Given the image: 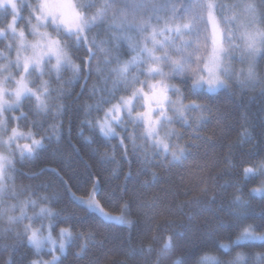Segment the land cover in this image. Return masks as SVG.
<instances>
[{
	"label": "trees",
	"instance_id": "16d2710c",
	"mask_svg": "<svg viewBox=\"0 0 264 264\" xmlns=\"http://www.w3.org/2000/svg\"><path fill=\"white\" fill-rule=\"evenodd\" d=\"M30 1L37 4V0ZM87 2L96 4L92 9L95 13L103 0ZM21 14L19 28L26 32L30 8L23 7ZM10 18V11L7 18L1 12L0 28ZM111 21L97 24L90 36L100 42L108 41L110 34L118 35L116 29L109 32ZM59 38L66 39L63 33ZM5 43L6 39L0 40V49H5ZM102 47L112 48L113 55L121 60L133 56L126 41L119 42L118 51L114 41ZM68 51L72 62L80 66L83 78L77 80L70 67L61 70L59 83L54 74L45 75L44 79L51 82L50 91L62 89L65 93L59 97L53 93L48 99L49 113L37 115L34 98L23 100L20 110L8 113V117H18L22 111L29 117L27 121H10L11 127L31 130L37 133V139L53 138L44 139L45 149L33 157L15 158L16 170L11 173L9 188L16 199L6 197L4 203L13 205L31 197L39 207L49 206L53 212L61 213L53 233L57 234L60 228L72 231L61 264H197L205 254L234 260L237 253L244 254L242 264H264V241L248 240L238 245L235 242L248 226L254 228L255 235H264V196L252 193L264 183V59L260 61L258 88L232 80L227 89L208 93L193 91L191 77L171 78L185 103L194 101L201 106L199 111H189L186 121L176 119L173 123L178 134L175 138L187 156L181 165H173L169 156L158 154L140 139L138 127L137 151L133 153L131 142L125 139V159L118 139L104 140L97 128L84 123L87 119L95 124L96 118L104 114L90 111L86 115L84 110L85 105L95 103L90 89L94 83L99 87L100 81L94 71L89 75L95 61L89 59L85 48L70 46ZM92 51L101 68L108 67L103 63V52L96 48ZM115 66L113 62L111 67ZM32 78L33 82L38 79L35 74ZM143 78L140 75V80ZM129 94L119 92L113 103ZM53 105H62L63 112L57 115ZM39 124L43 125L42 130ZM53 124L58 128L55 135ZM105 153L111 159H106ZM247 168L252 169V174H245ZM93 182H98L100 193L96 198L105 211L119 215L127 205L131 226L107 222L78 202L77 198H88ZM41 196H47L48 201H40ZM39 207L29 206L27 212L36 213ZM8 215L19 216L20 212L10 211ZM41 221L35 219L33 225L38 226ZM28 222L10 225L7 216H0V264H5L9 256L15 264H29L37 258L26 239L17 236ZM9 228L14 231H5ZM169 237L173 246L165 248ZM220 244H227L229 251L220 249ZM5 245H15L16 251L5 249Z\"/></svg>",
	"mask_w": 264,
	"mask_h": 264
},
{
	"label": "snow or ice",
	"instance_id": "6c2138e0",
	"mask_svg": "<svg viewBox=\"0 0 264 264\" xmlns=\"http://www.w3.org/2000/svg\"><path fill=\"white\" fill-rule=\"evenodd\" d=\"M261 4H264V0H261ZM96 7V4L88 3L87 0H81L79 5L73 3L72 0H40L29 18L31 35L36 40L29 42L25 40L24 31L17 30V19H23V17L19 16L16 0H0V12H3L7 18L10 10L11 17L5 27L0 28V36L6 37L7 33L11 32L18 41L15 45L16 59L9 61V64L19 70L17 73L19 79H17L11 74L9 65H0V133L8 134L6 139L0 135V147L7 150V154L0 152V216H7L10 225L32 219H47L49 221L47 224L42 223L40 227H33L31 223L25 224L23 233H17L18 237L22 235L26 239L27 244L34 248L37 254L45 245H48V251L52 254L50 261L31 260L29 264H61L60 256L55 255V251L58 248L61 255L65 253V240H72V231L70 228H60L59 240L55 239L52 230L56 227V219L61 216V213L53 212L49 207H39L36 199L29 197L13 205L4 203L6 197L16 199L15 194L9 188V182L13 180L11 173L16 170L12 157L19 153L21 159L25 156L31 158L38 154V150L45 149L44 139L51 140L53 138L37 139V133L31 130L24 132L18 127H9L10 121L21 119L27 121L29 119L27 113L21 111L20 116L8 118L4 116V113L20 110L22 100L32 98L36 102L35 112L37 115L49 113L48 99L53 93H56L57 97L65 93L62 89L52 88L50 91L51 82L44 80L43 77L54 74L57 83H59L61 70L70 67L76 74L77 80L83 78L80 75V66L74 64L69 55L70 46L77 50L79 48L87 50L89 59L95 61L90 67L89 75L94 71L100 81L99 87L94 83L90 89L92 95L96 97L95 103L85 105L84 110L86 115L90 111H103V117H97L95 124L87 119L84 123L90 128H97L104 140L118 139L126 159L128 149L124 140L127 139L131 142V150L135 153L137 151V136L134 134L120 136L113 127V125L120 126L127 133L128 130L124 127L125 122L122 118L123 114L127 116L130 123L143 128L141 138L151 141L152 146L158 149V154L165 158L171 156L173 165H181L183 159L187 158L185 149L180 145L170 147L166 139L160 137L158 128H163L173 122L172 116L168 115L169 111L178 119L186 120L185 111H199L201 106L194 101L185 105L181 98V90L175 85H169L166 81L170 78L191 77L193 91L206 89L208 93H213L220 89H227L228 85L221 78L222 75H235V73H230L228 66L224 65V61L231 56L232 52L246 53L250 59H254L259 53L264 59V29L256 26L258 17L261 22H264V9L258 11L257 6L253 3L241 2L237 5L227 6L229 8L238 7L244 13L243 16L234 15L231 17L224 15L226 6L214 3L212 0H115V3L105 0L103 6L92 13V9ZM217 10L223 17L225 29L219 27L215 15ZM158 11L166 12L167 19L148 15L149 12ZM35 13H39V15ZM110 14L113 22L109 25V32L111 33V29H116L119 34H110L108 41L98 42L94 36H90V33L98 22L103 23ZM153 18L157 22L164 19L163 26L157 28L152 23ZM31 19H35L36 23L31 24ZM49 24L57 33L56 38L47 31H40V28H46ZM233 26H235V31ZM132 32L137 35H130ZM60 33L66 37L65 40L59 38ZM193 35L195 36L194 40L184 38ZM158 36L163 39L158 40ZM236 40L241 43L236 44ZM68 41L72 42L71 45ZM113 41L117 45L116 51L119 50V42L126 41L136 55L130 59L121 60L119 56L113 55L112 48L102 47L103 44ZM149 41L152 47H148ZM226 43L227 48L225 47ZM8 47L11 50L13 45ZM93 48L103 52V63L108 67L101 68L96 53L92 51ZM169 48L171 52H169ZM25 52H30L31 55H24ZM157 52H161L162 55H157ZM4 59H8V57L5 56ZM53 59L55 60L54 65ZM113 62H115V67H111ZM193 64L196 65L195 68ZM142 66H144L143 70H141ZM165 66L167 71H165ZM4 73H8V75L4 76ZM33 74L38 78L36 82L27 78ZM140 75L148 76L149 80L141 81ZM153 77L161 79L155 83L149 82ZM255 77L254 68L249 66L243 80L238 77L237 80L243 86L245 81H252ZM10 82L15 85L11 90L7 87ZM30 84H32L31 87ZM137 84L142 86L137 88L135 87ZM145 87L148 91L144 90ZM121 91L130 94L126 97L120 96L118 102L113 103ZM170 91L177 96V99L169 97ZM106 105L111 106L105 108ZM53 107H56L57 115L64 110L62 105H53ZM137 107H142L144 111L136 112ZM38 127L43 129L42 124H39ZM51 130L54 135L58 133L55 124L51 126ZM170 135L173 133H166V136ZM22 139L29 140L30 143L20 145L18 141ZM88 140L90 143L93 142L91 138ZM172 148L175 150L173 151ZM104 156L106 159H111L107 153ZM261 171L264 172V165H261ZM245 174H252V169H245ZM97 183L93 182L92 191L87 199L77 198L79 203L107 222L131 226L133 222L127 219V205L122 208L124 215H112L105 211L96 198L100 193ZM253 192L264 195V188L254 189ZM48 199L47 196L40 197L42 202H47ZM29 206L33 209L39 207L35 217L28 216L27 208ZM16 210H19V216L8 215L10 211ZM5 231H14V229L9 228ZM254 231L252 226L244 227L236 244L238 245L241 240L245 239L264 241V235L256 236ZM172 246L173 240L169 237L164 243V247L171 248ZM4 247L5 249L10 248L13 253L16 251L15 245H5ZM218 247L226 253L229 251L227 244H220ZM244 259L242 253H237L234 260H221L205 254L200 257L197 264H242ZM5 264H15L12 256H9ZM176 264H182V262L177 261ZM183 264H188V262L184 261Z\"/></svg>",
	"mask_w": 264,
	"mask_h": 264
},
{
	"label": "rangeland",
	"instance_id": "374dc122",
	"mask_svg": "<svg viewBox=\"0 0 264 264\" xmlns=\"http://www.w3.org/2000/svg\"><path fill=\"white\" fill-rule=\"evenodd\" d=\"M16 2H17V4H18L19 16L22 17L21 9H22L23 7H25V6L28 7L29 5H31L32 7L30 8V10H31V13H32L33 10L35 9V7L40 3V0H37V4H35V5H32V3H31L30 0H16ZM72 2L75 3V4H77V5H79V4L77 3L76 0H72ZM108 2H110V3H115V0H108ZM212 2L226 6V7H225V10H224V15H225V16H229V17L234 16V15H235V16H243V15H244V13L242 12V10H241L240 8H238V7H237V8H229V7H227V6H231V5H237V4L241 3V2H243V3H253V4H255V5L257 6L258 11H259L260 9H264V4H261V0H212ZM30 3H31V4H30ZM104 3H105V0H103V3H102L101 6H103ZM9 11H10V10H9ZM0 13H1V12H0ZM35 14H36V15H39V13H35ZM148 15L153 16V17H155V16H160V17H163L164 19H167V17H168V14H167L166 12H164V11H158V12H155V13L149 12ZM215 15H216V19H217V22H218V24H219V27H220L221 29H225V28H226V25H225V23H224V20H223V17H222V15H221L220 11L217 10L216 13H215ZM108 19L112 20V15H111V14L109 15V17H108L106 20H108ZM164 19H162V20H160L159 22H157V20H156L155 18H153L152 23H153L155 26H157V28H160V27L163 26ZM19 20H20V18L17 19V30H18V31H19V30H23V29L19 28ZM106 20H105V21H106ZM111 22H113V20H112ZM35 23H36V20H35V19H32V20H31V24H35ZM99 23H100V22H98L97 24H99ZM256 26L259 27V28H261V29H264V22H261L260 19H259V17L257 18V25H256ZM233 30L235 31V26H233ZM23 31H24V30H23ZM40 31H41V32L47 31V32L50 33L54 38H56L57 33L53 30V26H52L51 24H49V26L46 27V28H40ZM24 33H25V40H26V41H29V42H35L36 38L33 37V36L31 35V27H30V24H29V23H28V25H27V31L24 32ZM27 34H28V35H27ZM130 35H134V36H136L137 33L132 32V33H130ZM166 35H171V34H166ZM184 38L187 39V40H194V39H195V36H194V35H193V36H185ZM1 39H6V43H5V49H0V54H3V55H0V65H9V66H10L9 61H14V60L16 59L15 45L18 43V41L13 37V35H12L11 32H8L7 35H6V37H5V36H0V40H1ZM157 39H158V40H162L163 37L158 36ZM235 43L239 45L241 42H240L239 40H236ZM9 45H13V48H12L11 50H10L9 47H8ZM148 47H152V44H151L150 41L148 42ZM225 47H226V48L228 47L227 43L225 44ZM209 50H210V45H209ZM169 52H171V49H170V48H169ZM24 55H31V53H30V52H25ZM133 55H136V53L133 52ZM157 55H162V53H161V52H157ZM5 56H7L8 59H4ZM242 57H243V58H242ZM261 59H262V58H261V55H260L259 53L255 56L254 59H250V58L247 57V54H246V53H242V52H240V51H234V52H232L231 56H230L228 59H226V60L224 61V65L228 66L229 69H230V73H235V75H234V76H225V75H222L221 78H222L223 80H225V82H226L227 85L229 86V85H230V82H231L232 80H236V81H238V80H237V77H238L240 80H243L244 76H245L246 73H247V69L249 68V66H252V67L254 68L255 73H256V77H255V79L252 80V81H245V83L243 84V86H245V87H249V88H258V87L261 86V76H260V61H261ZM52 63H53V65L55 64V60H54V59H53ZM143 67H144V66H142L141 70H143ZM193 67L195 68L196 65L193 64ZM10 68H11V74H12L13 76H15L17 79H19V75H17V73L19 72V70H18L17 68H15V67H11V66H10ZM65 68H66V67H65ZM167 70H168V69H167V67L165 66V71H167ZM7 75H8V73H4V76H7ZM27 78H28L29 80H31V81L33 80L32 75H31L30 77H27ZM43 79H44V77H43ZM160 79H161L160 77H153V78H151V80H150L149 82H151V83H155V82L159 81ZM44 80H45V79H44ZM148 80H149V77L146 76V75H144V78L141 79V81H148ZM166 83H168L169 85H175V84L171 81V78L168 79V80L166 81ZM29 86L31 87L32 84H30ZM141 86H142V85L139 84V85L137 86V88H139V87H141ZM175 86H176V85H175ZM7 87L11 90V89H13V88L15 87V85H14L13 83L10 82V83L7 85ZM176 87H177V86H176ZM144 90H145V91H148V89H147L146 87L144 88ZM220 90H221V89H220ZM205 91H207V90L205 89ZM218 91H219V90H218ZM216 92H217V91H216ZM168 95H169V97H170L171 99H174V100L177 99V96L174 95L171 91L168 93ZM181 98L183 99L182 93H181ZM22 101H23V100H22ZM21 103H22V102H21ZM183 103H184L185 105H188L187 103H185L184 99H183ZM135 111H136V112H142V111H144V109H143L142 107H137V108L135 109ZM12 112H13V111H12ZM188 112H189V111H185V113H184L186 119H187V116H188ZM8 113H9V112H7V111L4 113V116H5L6 118H8ZM134 114H135V113H134ZM168 115L172 116L173 122H172L170 125H166V126L163 127V128H158V131H159V133H160V137H161V138H165L166 141H167V143H169L170 147H171L172 145H180V144L177 142L176 138H175V137H177V135H178V134H177V130H176V128L173 126L174 121H175L176 119H178V117H177L176 115H174L171 111L168 112ZM102 117H103V116H102ZM102 117H101V118H102ZM122 118L124 119V122H125L124 127H126L127 130H128V128H130V132H131V133L129 132V134H134V135H136V134H135V130H136V127H138V128H137V131L139 132V137H140V139H141L142 141H144V142H145L150 148H153V149H155L156 151H158V149H156V148H154V147L152 146L151 141H149V140H145V139H142V138H141L142 135H143V128H142L140 125H134V124L131 123V124L128 126L127 124L130 123V122L128 121L127 116H125V115L122 114ZM183 121H186V120H183ZM9 127H11L10 124H9ZM113 127H114V128L116 129V131L120 134V136H125V134H128V131H127V133H126V132L123 130V128L120 127V126L113 125ZM166 133H173V135L166 136ZM0 135H3L4 138L6 139L8 134H6V133H0ZM136 140H138V137H137ZM136 142H137V141H136ZM18 143H19L20 145H23V144H25V143H30V141H29V140H24V139H22V140L18 141ZM180 146H181V145H180ZM181 147H182V146H181ZM182 148H183V147H182ZM172 150L174 151L175 148H172ZM13 151H15V149H13ZM0 152H4V154H7V150H6L5 148H3V147H0ZM16 157L21 158L20 155H19V153H16V154L12 157L13 160H15ZM169 157L171 158L170 155H169ZM171 160H172V158H171ZM262 188H264V183H263L262 185H260L259 187L254 188V189H262ZM254 189H253V190H254ZM253 190H252V193H253L254 195H257V196H264V195L260 194L259 192L254 193ZM86 199H87V198H86ZM78 202H79V200H78ZM41 207H49V206H41ZM49 208H50V207H49ZM38 211H39V208L37 209V212H38ZM37 212H36V213H37ZM36 213L29 214V213L27 212L28 216H30V217H35V214H36ZM112 215H114V214H112ZM119 215H124V212H123L122 214H119ZM127 219L131 220V219L128 217V215H127ZM34 221H35V219L29 220V222H28L27 224L31 223L33 227H40V225H41L42 223H43V224H47V223L49 222L47 219H42V221L39 223L38 226H34V225H33V222H34ZM131 221H132V220H131ZM115 224H116V223H115ZM119 225H121V224H119ZM127 226H129V225H127ZM46 234H47V233L45 232V235H46ZM52 235H53V237H54L55 239L59 240V232H58L57 234H54V233H53V230H52ZM256 236H258V235H256ZM236 241H237V239H236ZM236 241H235V242H236ZM244 241H248V240L245 239V240H241L240 242H244ZM70 242H71V241H68L67 239L65 240L66 248H65V253H64L63 255L60 254L58 248H57V250L55 251V255L60 256V258H61L62 256H64V255L67 253L68 245L70 244ZM33 249H34V248H33ZM34 251H35V253H36V255H37V258H35L34 260H43V261L47 262V261H50V260L52 259V254H50L49 251H48V245H45V246L40 250V252H39L38 254H37V252H36L35 249H34Z\"/></svg>",
	"mask_w": 264,
	"mask_h": 264
}]
</instances>
